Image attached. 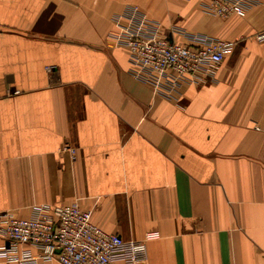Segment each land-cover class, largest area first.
I'll return each mask as SVG.
<instances>
[{"label": "crops", "instance_id": "1", "mask_svg": "<svg viewBox=\"0 0 264 264\" xmlns=\"http://www.w3.org/2000/svg\"><path fill=\"white\" fill-rule=\"evenodd\" d=\"M210 1L0 0V214L78 203L147 264H264V0ZM132 7L177 42L232 43L214 80L176 100L137 80L109 39Z\"/></svg>", "mask_w": 264, "mask_h": 264}, {"label": "built area", "instance_id": "2", "mask_svg": "<svg viewBox=\"0 0 264 264\" xmlns=\"http://www.w3.org/2000/svg\"><path fill=\"white\" fill-rule=\"evenodd\" d=\"M256 3L251 0H211L207 13L222 18H245ZM125 21V22H124ZM117 32L109 39L129 52L131 74L149 86L156 96L176 100L188 84L214 80L216 69L233 49L220 39H195L191 43L169 41L161 25L132 7L115 18ZM264 42V31L257 34ZM74 153V150H72ZM0 258L7 264H147L144 241L125 240L96 225L92 211L78 203L39 204L32 215L20 218L0 214Z\"/></svg>", "mask_w": 264, "mask_h": 264}, {"label": "water", "instance_id": "3", "mask_svg": "<svg viewBox=\"0 0 264 264\" xmlns=\"http://www.w3.org/2000/svg\"><path fill=\"white\" fill-rule=\"evenodd\" d=\"M168 39L170 42H172V37L170 35L168 36Z\"/></svg>", "mask_w": 264, "mask_h": 264}]
</instances>
